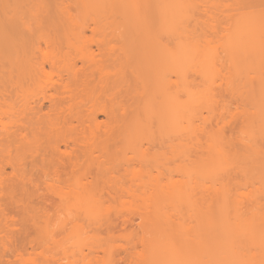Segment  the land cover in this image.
<instances>
[{
  "label": "bare ground",
  "instance_id": "bare-ground-1",
  "mask_svg": "<svg viewBox=\"0 0 264 264\" xmlns=\"http://www.w3.org/2000/svg\"><path fill=\"white\" fill-rule=\"evenodd\" d=\"M1 1L3 2L4 6L6 5L7 8L3 6ZM4 1L5 0H0V3H1L0 13L2 16L4 15L5 17V18L4 17L2 18L3 21L0 20V36H1L0 37V51H1L0 55L7 53L9 51L8 53L12 57L10 60L11 62H9L11 64H9V67H8L6 65L4 66L3 64V61L5 60L6 55L4 54L5 57L4 55H2L3 57L0 56V58H4L3 61L2 59L0 60V80H1L0 81V117L3 115H6L9 109L15 113L18 112V111H15V109L9 108L13 105V103L10 105V102H12L10 100H12V98L14 97L16 98H19L20 96L23 97L24 95L23 93L26 91V88L23 82H25V84H27V82L29 81L35 82L34 86L36 85L37 87H40V89L43 92L44 90L45 92H47L46 90H49L51 88H54L55 90V93L41 94L43 95L42 96L43 100H48L51 103L50 108L46 112L45 116L44 115L42 117L41 115L39 116V114L41 113L45 114V112H43V101L40 102V105H38L37 109H35V106L32 107L31 109L26 106L32 112L31 115L29 114L30 116H27V113H30L29 112L30 110L29 111L26 110L27 108L20 109L18 114H15V116L17 115V117L19 118L21 116V120L25 116H27L28 118L26 117L27 118L26 121L24 120L23 122H20V123L17 122L16 126L18 128L16 129L14 134L12 133L13 135L10 137L11 139H9V141L7 140V143L6 144L4 143V145L11 146L12 143H10V141L13 143L14 142L16 143L15 140H17L18 138H23L26 140L28 139L30 140L32 138L31 140L33 141L31 140L30 141L34 142L35 144L37 143L38 145H39V142L45 141L51 147L50 149H52V152L54 153L61 152V154L69 158L68 161L71 164L72 171L74 172L78 170L79 173L76 172L78 174V177H81L83 184H85L87 187L89 186L88 188L86 187L87 189H89L90 187H91L90 190L93 189L92 191L93 196H94L93 193L96 190H99L98 191L99 194L102 195L103 188L101 189V185H102L101 180H103L105 183L109 184L110 188L111 187L113 188L114 190L113 193H116V195H114L113 197V194L111 193V191L110 190L108 191V194L110 193V196L114 198V199L112 198L113 203L117 202L115 201V199L118 198L117 199L118 202L114 204L117 205L119 203L121 205L119 209L122 208L121 210H123V212L126 210L131 211L132 213L131 212L128 213L130 215L133 213L137 214V211L139 213L137 204H135V200H137L138 198L139 199L144 198L145 194L143 197H141V195H143L141 194L142 192L146 193L147 191H151L152 193L154 192L158 193V196H156V199L154 196L152 197L149 196V199H147L148 196L147 197L145 196V198L142 200V202L143 201L145 202V200L147 199L146 203H143V204H146V207L143 205L146 210L145 211L142 210V212L140 211L142 214L139 213V215L142 216L143 218L142 220H144L142 221L144 224L142 223L141 225L142 227L141 231H144L143 234L145 233L147 234L148 232V234L150 235L148 237L146 235V238H145V235L143 237V234H138V232L136 233V230L134 229L126 233H119L118 235H115L114 230L116 227L118 228V225H117L118 223L115 221V218H114L115 215H113L114 220L111 219L110 211L113 208L114 209L118 208L119 206L117 207L114 205L115 207L112 208L113 204H108L107 207L105 206L106 204H104L105 207L103 206V208L106 209L105 210L106 212L103 209H101V211L102 210L104 211V213L102 211L103 215L97 216L96 214V218L93 216L94 219H92L91 223H93L94 225L93 227L96 226L94 228L96 230L93 233L96 235L93 236L92 234V238H94L95 240L97 239L99 240V241H94L95 245L97 246L94 249L98 251L101 250V252L103 251L104 256L100 257L102 261L107 260L108 262L107 264H114L115 254L117 253V251H119V248H122V247L124 248V245L122 246L121 242H120L121 244H115L118 238H120L121 240H126L129 243H133V242L136 243L137 241V242H141L144 245H146L147 242H150L148 241L149 239L148 240L146 239L150 238V240H153L151 237L154 236L155 233L157 234V231L159 230V228L164 225L162 224L163 222V223H166V227L165 225L163 226L164 228L161 227L162 229L158 231V232H161V235L159 233L157 234V236L155 235L156 236L155 238L157 239H154V240L159 242L160 240L158 241V239L160 238L158 237L160 236H163V239L168 238L164 240V243L166 241L168 242H166L165 244L162 243L161 245L163 244L165 245L163 246V248L164 247L166 248L167 246L169 252L170 253L172 252V254L175 256L178 255V257H182V258L184 256L186 259H179L182 262L180 264H184L183 262H185V264H264V202H262L260 199L261 196H264L263 194L264 193V147L260 145H258L257 147L253 146V147H249L250 149L246 148L244 152L242 151L239 153H237L238 150L233 149V148H232V151L231 149L230 150L228 149V151L226 152L223 150L222 151L219 150L222 146L219 147L218 143L220 145L223 144L219 142V139L220 141H223V139L225 140L227 138V136L225 137V127L224 126H222V128L218 129L215 132H210L209 137L211 139L207 138L211 140L212 142H214L212 144L217 146V148L216 146L213 147L211 142L210 143L208 142L210 145L208 146L209 148L212 147L214 150L217 149L215 151L217 154L213 152V155L212 156L210 155L211 157H209V159L203 158L202 156L198 157L197 155L199 153L198 150L200 147L197 148V147H194L196 145L194 146L192 145V143L195 144V142H200L199 141L200 139H196L195 142H193V139H195L193 138L192 143H190L189 141H187L186 143L185 141L191 136L189 135L187 129H189L190 127L189 124H190V121L192 120L193 114H191L192 116L190 115L191 118H187V116L190 117L189 114L192 113L191 111L196 110V109L192 110V107L194 106L193 108H195V103L197 102V100L194 99V97L196 96L195 94L196 91L188 83L186 84L183 82L182 83H177V82L179 81L178 78H180L181 80H184V82L185 81L189 82L193 80V77L190 76L191 72L192 74H195L193 72L197 71L196 75H198L197 73L201 74L202 72L201 70H196L197 68L195 69L194 68L195 66H192L190 68H192L193 70L195 69L196 71L189 69V66L191 65H189L188 63H190L189 61L193 58V55L195 54V52L192 53L191 51H189L190 53L187 54L188 51L187 52L184 51L183 53L184 49L180 45L182 43L181 38L183 37L184 39V37H186V39L184 40H187L189 38L188 40L190 41L188 43L191 42L189 45L191 44L193 45V47L191 46L193 49L192 51H196L195 49L197 48L200 49L202 44H203L202 46H205V44L201 42V40L204 39V35L206 33L204 32V27H203L205 22L202 16L195 14L196 11L194 12V10L196 9L198 10V8L195 9L197 5L198 7L199 5L200 6L202 5L203 7V8L199 7V10L197 11L199 12V14H201L202 12L204 14L206 12H210L207 10L208 4L206 5L204 3L205 0H17V1L8 0L5 2ZM241 1H245V0H240V1L237 0L238 2L237 4H240ZM193 2H195L197 5L194 3L196 6L192 7V5H194ZM11 4H14L17 7L19 6V8L21 7V10L18 8L19 11L16 9L17 12L15 10L16 12L15 13L14 7L12 8ZM22 4H23V7L24 5L25 6L27 5L26 6L27 11L25 10L26 12H24L23 14L25 16L22 15L23 13V10H22L23 7L21 6ZM210 4L212 7L216 6L215 1L212 3L210 2L209 5ZM231 6L233 7V2L232 4L230 3L226 4L227 8ZM4 8L7 9V12L5 10V13L4 11L2 12ZM160 8H164V10L160 11ZM77 9L82 10L85 13H90L93 17L94 16L97 17L98 19L95 17L94 19H92L94 21V26L90 27V25L88 24H81V23L75 22L74 21V18H75L74 11ZM10 11L14 12L15 14L11 13ZM18 12H20L21 15ZM6 15L7 17L10 16L9 17L10 19L12 18L11 17L12 15L13 16L15 15L14 17L15 19L12 18L13 20L11 19V21H9L10 19L8 18L7 20ZM18 15L23 20L20 19ZM117 16L121 17L122 19L115 20L116 19L115 17ZM175 16L179 17L178 23L175 21V19L177 18V17L174 18ZM208 17H215V15L213 16V14L211 15L210 13ZM24 18L26 20H24ZM108 18L109 19L113 18V20L111 19L108 20ZM4 21L5 22L7 21L6 22L7 24L6 23L4 24L3 23ZM8 22L9 23L11 22L10 23L11 25ZM1 24L3 25L1 26ZM1 27L3 28L1 29ZM5 27L9 29L7 30ZM3 29H5L4 31L6 34L2 33L4 32L2 31ZM87 30H90L93 34L90 37V39L86 38ZM207 35L205 37H207ZM227 36L229 35H226V39L230 40L231 37L229 36L230 38L229 37L227 38ZM79 41L82 42L80 43L81 46L79 45ZM42 42L44 43L45 47H43ZM83 43L96 44L99 48H102V49L107 48L111 50V52L105 53L108 55V57H106L107 55H104V57L109 58L111 60L110 64H112L113 59L115 60V61L113 60V63H115V65L112 66L113 67L112 69L104 68L105 66L103 67L102 65L100 66L96 65L97 67L93 68L94 71L96 70L98 72V75L100 74V78H99L100 80L97 83H92L88 80V79H92L93 75H88L87 69L82 68V71L79 75L74 70L73 65L75 64V60L83 59L86 52L84 53L82 52L81 56L77 57V56H74L73 53H71L72 51L70 52V50L73 48L74 49H79V48L85 49V45L83 46ZM90 45L86 44V46L88 47H90ZM177 46L181 47L180 49L181 51H176V49L178 48ZM65 48L67 50H65ZM113 49H120V50L122 49V51L120 53L116 51L115 53ZM238 49H239L237 52L238 58L236 57L237 58L236 60H238V64L243 65L242 72L243 73L248 72V70L249 71L251 70L250 68L252 65H256L257 67H259L258 70L261 73V71L264 69V68L260 69V65L261 66L264 65V52L259 51L256 55V59L253 61L251 59L250 54L246 51L245 45H242L241 49H240V46H238ZM213 50L214 49L211 48V51L213 52V54H215L216 52ZM211 51L208 52V55L206 54L205 55L208 57L209 54L212 53ZM180 52H182L183 54ZM198 54L200 55V53ZM213 54L211 55L212 57H213ZM232 54L233 53H231L230 55L233 56ZM183 55L185 57L186 55H188L189 58H187V61L190 59L188 62L184 61L187 64L183 63L182 61V59H184L182 58ZM190 56L192 57L190 58ZM209 57H208V60L212 59L211 63H214L213 58L210 57L209 59ZM28 61H29V64L31 63L30 65H28ZM116 61H119V62L121 61V62L120 63L117 62L119 64H116ZM176 61L178 62L182 61L181 63L185 64V65L182 64L183 66H185L184 68L189 70V72L190 71L191 72L190 73L188 71L186 72V70L183 68L181 64L177 62L179 64L177 65ZM46 63L51 66L50 71H46L45 69ZM208 63H210V61ZM251 63H255V64H251ZM25 64H27V66ZM104 65L106 64L104 63ZM237 69H238V66H237ZM64 72H66L69 75V80L72 78V83H71V80L67 81L65 84L61 82ZM185 72L190 77H187ZM236 73L238 74V72ZM54 75H57L59 80H53ZM103 75L104 77L101 78ZM107 75L110 77L109 82L106 77ZM174 75L178 77H176L177 80L174 79L173 81V77L171 76H174ZM251 76L249 75L250 78ZM3 79H4L5 84L4 82H2ZM5 79L7 80L9 79L11 81L15 80V83L11 81L9 82L8 80L9 83H14V86H12V89L8 88V87H11V85H8L7 84L8 82L6 83ZM28 79L29 81H25ZM261 81H262V78H261ZM248 83H252V82H248ZM227 84L228 85L226 86L225 91H222L223 93L220 94L221 95L220 97L221 98L223 97L222 100L224 103V107H223L224 112L225 111L230 112L229 106L231 103L230 100L226 101L224 97V94H226V92H230L232 90L230 88L231 83H229L228 81ZM209 86L207 90L212 89V87H209ZM261 87L264 88V85L261 84ZM258 88H260V86ZM96 89H97V93L94 94ZM108 90L110 91L109 94L107 92ZM207 90H205V92ZM247 90L249 91L250 89H247ZM247 90L246 91L244 90L245 91L244 93L245 95L243 98L244 103H245V100L247 102H249L250 100V95H249L250 93ZM21 91L22 92L24 91V92L22 93ZM181 91L182 93L185 91L186 96H188L187 93L189 94V98H187L189 100H184L183 102L181 98H178L179 95H181ZM260 95L261 94L259 93V96ZM204 100H206V97L204 98ZM185 101L187 102L185 103ZM188 101L189 103L190 102L193 103L192 107H190L192 103L189 104ZM89 103L90 105L88 106ZM210 103L213 104L211 105L213 108L214 103L218 104L219 101L210 102ZM257 103H258V100H257ZM185 104L187 106L189 104L190 106L186 107ZM261 104H263L264 106V103H261ZM211 106H210V109H211ZM189 107L191 109H189ZM181 110H184V112L188 110V113L190 112L189 114L185 113L186 114L185 116V114H183L184 112L182 111L183 112L182 115L186 117L188 120H190V121L188 120L186 121L189 126L187 125L183 126L181 124L182 120L184 121L186 119V118L184 119V117L181 114H179L181 112H178V111H181ZM213 111L215 112V110ZM250 111L252 113L251 109L249 108L247 109L245 107L244 108L242 107L241 110L238 109L237 111V113L242 114L241 117H243V115L245 114L241 121L243 123L242 128L240 126L241 128L240 132L242 133H244V131H246L245 129L249 128L252 123V121L248 118V115H249L248 113H250ZM100 113L106 115V117L108 116L107 119L109 121L108 120H105V122L98 121L97 116ZM34 114L36 115L38 114L35 120L33 119L36 116V115L33 116ZM177 114L180 116V118L182 116L183 119L178 120L179 116ZM241 114H238V115L240 116ZM10 115L13 116L11 113ZM232 116L236 118L235 115H232ZM258 117H257L258 121L262 119L263 121L261 124H264V117L263 118L261 116H258ZM211 119H212V116L209 117L207 121ZM73 120H76L78 123L76 125L75 124L73 125ZM176 120H178L177 123H176ZM249 120L251 123H249ZM227 122L226 124L229 123ZM177 125L180 128H178ZM253 125L251 126L253 127ZM181 126L187 129L183 130L184 128L182 127L181 131L183 132H180L179 129H181ZM86 127H88V130L90 133L88 131H85ZM154 127L157 129L156 132L153 130ZM174 127L175 129L179 130L178 134H174V135L171 134L172 132L177 133L176 131H178V130L174 131L175 130ZM258 128L261 129L259 125H258ZM119 129L121 131L123 129L125 130L128 129V132L121 133ZM169 129H171V133L170 132L167 133L166 130L170 131ZM27 130L29 131L27 132ZM101 130H102V133H101ZM116 133L118 136L116 135ZM167 134H169V136ZM190 134H192V136L194 135V133H190ZM204 134L205 133H203V136ZM206 134L209 135V132H207ZM250 134L251 136L253 135L255 136V134L253 133H250ZM176 135L179 136V139L185 136V139L182 140L181 138L182 141L178 140L180 142L179 145H178V142L173 143L174 141L173 136L176 137ZM30 136L31 138H29ZM121 136L122 138L125 137L127 141L122 143L121 141H124V139H122ZM115 139L121 140L119 141L121 145L119 144V142L118 144L116 142H113L112 144L111 143L112 140L116 141ZM167 139L169 141H167ZM231 139L226 140V144L232 145L233 140ZM229 140H231L232 143L231 141L229 142ZM1 141L2 140L0 138V144H1L0 155H3L1 153L2 152L4 153L5 151L3 150H5L6 148L5 149L2 148L3 142L1 143ZM144 141L148 143V146L146 147L143 146L145 143ZM239 141L244 145L246 144L245 142L246 140L243 141V139L242 140L240 139ZM46 143L45 145H47ZM70 143H72L76 147L79 145L81 146L83 145L84 148L80 147L79 149L81 150H79V152L74 150L75 147H73L72 151L71 150L70 151L61 150L60 148L61 144H64L66 147H68ZM110 145L112 147H110ZM234 145L236 144H233V146ZM246 145L249 146L250 144L248 145L247 143ZM41 146L43 147V145ZM18 147L20 146H17V148ZM10 148H13V147H9L7 149H10ZM212 148H210V150L214 151L212 150ZM96 150H98L97 151L98 154H96ZM130 151L132 152V155L128 154V152ZM219 152L220 154H218ZM46 153H48V151ZM194 154H196L198 158L194 159L193 158ZM232 155H234V157ZM237 155H239L237 159L239 161L237 164V167H240V171L243 173V175H246V173L247 174L250 173L251 175H254V179L257 178V181L260 183L257 189L254 188L251 191L253 192L255 190L260 196H258L257 198H254V199H257L256 204L257 203L258 204L257 205L255 204L256 207L253 206L254 207V209L252 208L253 210L251 209L248 211L249 214L244 211L242 212V210L240 211V209L237 208L238 206L235 207V204H233L232 206V203L234 202L230 203L229 201L230 198L228 197V194H230L229 192L233 190L232 187L234 186L238 187L237 183L233 185L229 184V186L223 184V186H221L218 190H216V192L220 193V195H211V196L210 194L209 196L198 195L199 197L198 196L195 197L194 195L193 197H191V195H193V191L196 189L195 186H198L199 182H197V180L196 182H192L194 181L192 180L194 178H190V176H192L195 172L199 173L200 172L199 169L204 168V164H205V167H206L205 169H207V167L209 166L208 169L209 168L210 169L208 171H210L211 173L210 172L209 173L212 174V176L214 177V175H216L219 172L216 170V168H218V170L223 169L221 168V166L223 165L222 164L223 160L227 162V164H224V165H227L226 166L227 168L229 166L228 160H232L236 158ZM43 156H44V153L42 154V158L44 160L46 157H43ZM50 159L52 160V157ZM176 159L178 160L181 159V162H179V164L177 163L178 165H175ZM46 162L43 161V163L45 164ZM49 162L51 163L50 160ZM171 162L172 164L175 163L174 164L175 166H171L172 165L170 164ZM135 163H138L140 165L139 168L134 166ZM121 167H123V170ZM57 169L54 170L55 171L54 176L60 181L62 174H64V172L66 171L62 170L63 172H61L60 170H57ZM155 169L157 170L156 174L153 172V170ZM221 171L223 172V170ZM230 171L231 170H229V168H228V173L227 171H224L225 173L228 174V175L226 174L227 177H230V174H231L229 173ZM176 172H180L182 174L184 173L183 175L185 176L187 175V177L189 178L186 177L187 179H174V174H176ZM66 173L69 174L68 172ZM222 174L224 175V173ZM74 175H75V172H74ZM124 176L128 178V180H131V183L129 184L124 183L127 180ZM216 176H219V174ZM83 177L86 179H88V177L90 178L92 177V178L88 179L84 183L85 179ZM106 178L108 182H106L105 180ZM196 178H198L197 175H196ZM1 180H0V189H2ZM229 182L230 181H228V183ZM244 183H248V182L246 181ZM244 183H242L243 184L242 185L238 182L239 187H243ZM132 184L134 187H137V188L135 189L134 187L131 188L130 186ZM201 185L199 187H201ZM52 186L53 187L55 186L54 183L53 185L51 184V188ZM56 186H58V184ZM126 186H129V188ZM97 187L99 189H97ZM229 187H231L232 190L231 189L228 190ZM59 190H61V188ZM55 191H57L56 188H55ZM100 191L102 193H100ZM138 191L141 193L139 194ZM136 192L139 195H135ZM174 192L175 194L178 193L177 195L181 194L182 199L184 198L188 199V202H185L183 204L184 206L179 207L180 209L177 208L178 206H176L177 217L174 216L178 218L176 220V224L171 219L172 212H173V215H176V214H174L175 213L174 210L170 211L171 213L169 212V214H167L168 213L167 210L169 209L165 210L167 213L166 212L163 213L164 211L162 213L161 212L159 213V216H161V218L159 217L160 219L157 218L158 219L157 220L155 218V221L154 219L152 221V218L157 216V212L152 211L149 208H147V205L151 204L152 199L151 201H148V200L154 197V199L160 203L161 200L163 199L168 200V198L171 197L170 193H174ZM186 192L187 194H190L188 192H192V193L191 195L184 196L183 194H185ZM126 193L127 195H132L131 196L132 198L130 197L131 199H129L130 201L129 200L126 201V199L123 200L122 198V196ZM260 193H262L263 195ZM0 194L3 196L2 190H0ZM175 194H173V196ZM127 195L126 197H128ZM150 195H155V194H150ZM133 198L134 200H132ZM177 198L178 196L176 197L175 200H177ZM170 200L172 199L170 198ZM106 201H109V200L106 199ZM103 202H105V200ZM178 202L180 203V201ZM239 202L241 203L239 207L242 208V201H239ZM1 204L3 205V203ZM160 204L162 205V203ZM22 205H23V210L24 211L26 210L25 212H27L28 210L26 208H29V204L27 205V203H23L22 201ZM182 207L183 209L185 208L186 210L185 209L182 210ZM176 208H174L175 211H176ZM133 210L134 211L137 210V211L133 212ZM117 211L115 210L116 213ZM173 219L175 221V218ZM12 220H14V218ZM190 220L192 221L194 220L195 224H193ZM156 221L160 222L159 227H157V225L159 224L158 222L156 223ZM167 222L168 223L171 222L172 224L169 223L170 224L169 225ZM173 224H175L177 228H174L175 226ZM149 225L151 226L149 227ZM154 225H156L157 227L156 230L151 229V227ZM104 226H105L107 236L106 235L102 236L103 235L102 229ZM167 226H168V229H167ZM148 229L151 230L152 232L149 233V231H147ZM118 230H121V229L118 228ZM140 235L141 237H139ZM95 236H97V238H95ZM134 238L137 240H135ZM111 239L113 242L114 240L116 241L112 243V241H110ZM156 241H153V243H156ZM98 242L100 244H98ZM104 242L106 243L103 244ZM148 244H151V243H148ZM155 246L156 244L154 245V247ZM152 248L150 247L149 249L152 250ZM144 249L143 251H145ZM164 252L167 253L166 250H164ZM150 255L151 254L149 253V256ZM143 256H141L143 260H145L146 257H148L147 255L145 258ZM134 257L133 258L131 257L132 259L129 258L131 264H140L139 262L140 258L134 259ZM100 258L98 256V258H96L97 259L96 261H99Z\"/></svg>",
  "mask_w": 264,
  "mask_h": 264
},
{
  "label": "rangeland",
  "instance_id": "rangeland-1",
  "mask_svg": "<svg viewBox=\"0 0 264 264\" xmlns=\"http://www.w3.org/2000/svg\"><path fill=\"white\" fill-rule=\"evenodd\" d=\"M5 1H8V0H5ZM15 1H17V0H15ZM214 1L216 3V6L212 7L211 4L209 5L210 2L212 3ZM238 1H240V0H238ZM232 2H233V7L231 6V7L227 8L228 6L226 7V4H229V3L232 4ZM1 3L3 4L2 1H1ZM28 3H26V4H28ZM194 3L195 2H193V4ZM204 3L206 5L208 4L207 5V10L210 11V12H206L205 14L202 12L201 14H199V12H197V11L199 10V7L200 8L202 7V5L201 6L199 5V7H198V5L196 3L195 4L197 6L194 4V5H192V7L196 6L195 9L198 8V10L196 9V10H194V12L196 11L195 14L202 16L203 19H204V22H205L203 27H204V32H206V33L204 35V39H202L203 41L201 40V42L204 43L205 46H202L203 45L202 44L200 49H198V48L195 49L194 48L197 52L196 51H192L193 50L192 49L193 45L192 44L189 45L191 43V42L188 43L190 41V40H188L189 38L187 39L188 41L184 40V39H186V37H184V39H183V37L181 38L182 43L180 45L184 49V50L182 49L183 53H184V51L185 52L188 51L187 54L190 53L189 51H191L192 53L195 52V54H194L195 56L192 54L193 58L191 60L189 59L190 61L188 60L190 62L188 64L191 65V66H189V69H192L190 67L195 66L194 68L195 69L197 68L196 70H201L202 73L201 74L197 73L198 75H196L197 71L195 69L194 70L192 69L193 71H196V72H193L195 74H192L191 71H190L191 72L190 73L189 70L184 68L185 66H183V65L187 64L185 62H188L187 61V58H189L188 55H186V57L184 55H183L184 57L182 56V58H184V59H182V61L185 64L181 63L182 61L181 62L176 61V63L178 62L181 65L183 64L182 66L186 70V72L188 71L191 74L190 76L193 77V80H191L189 82H186V81L184 82V80H181L180 78H178L179 81H181V82L178 81L177 83H182V82L186 83V84L188 83V84H190V86L193 89H195L196 96L194 97V99L197 100L196 103L194 102L195 103V108H193L194 106H193L192 102H190V103H192V105L191 106L189 105L190 104L189 101H188V103H189L188 106H190V107L193 106L192 110L193 109H196V110L191 111L192 113L189 112L190 114L188 113V110H186L187 112L186 111L184 112V110L178 111V112H181V113H179L181 115H182L183 112H184L183 114L188 113L189 116L191 114H193V116L191 115L192 116V120L191 121L187 119V118H191V116L190 117L187 116V118H186V117H184L182 115L184 117V119L186 118L183 121L182 120L183 117L181 116V118H180V116L178 114L177 115L179 116L178 120L179 119L182 120V123L181 122L180 123L183 126L184 125H187V126L190 125L189 129H187V128L186 129H187L189 135H191V136H190V138L186 137V138H188V139L185 140L186 143H187V141L192 143V139L193 138H195V139H193V142H195L196 139H200L199 140L200 142H195V144L192 143V145L193 146L196 145L194 147H197V148L200 147L201 148V150H200V148L198 150V152H199L198 155H197L198 157L202 156L203 158H206V159L208 158L209 159V157H211L213 155V152L216 153L215 151L217 149L214 150L212 147H210V148H212V150H214V151H211L210 148L208 147V146H210L209 145L210 142H211V144L214 143V142L209 140V139H211L209 137L210 133H209V135L206 134L207 132H204V128H206L207 130H210L211 128H214V129L216 128V130L218 129L217 128L218 127V125H217L218 122L216 121V119H213L210 123L207 122V119L209 117H211V116L213 117L214 114L218 116L219 113L221 112V110L223 111V109H221L222 108V99H223V97L221 98L220 94L223 93L222 91H225V88L228 85L227 84L228 81H229V83H231L230 88L232 90L230 92H226V94H224V97H225L226 101H228V100L231 101L230 106H229L230 109L228 108L230 110V112H226V111L224 112L223 111L224 112L223 120H225V121L226 120H230V121H228L229 123L227 122L228 124L225 123L227 125V126L225 125V137L227 136V138L225 140L223 139V141H220V139L218 138L219 142L223 143L222 145H220L218 143L219 147L222 146L220 149L219 148L218 149L221 150V151L223 150V151L226 152V151H228V149L229 150L231 149V151H232V148H233V149L238 150L237 153H239V152H242V151L244 152L246 148L250 149L249 147H253V146L257 147L258 145H260V146L264 147V138H263V136H264V129H263L264 128V124H261L262 121H263L262 119L260 121H258V119H259L258 116H261L262 118L264 117V106H263V104H261V103H264V88L261 87V84L264 85V69H263L264 65H262V66L260 65V69H263L261 71V73L258 70L259 67H257L256 65H252V66L250 65L251 66V68H250L251 70L250 71L248 70V72H244L243 73L242 72L243 65L238 64V60H236L238 58V54H237V52L239 50L238 46H240V49H241L242 45H245L246 51L250 54L251 59L253 61L256 59V55H257V53L259 51H263L264 52V0H245V1H241L240 4H237L238 3L237 0H205ZM223 4H225V5H223ZM11 5H12V8L14 7V12H15L16 9L18 10L19 6L17 7L14 4H11ZM3 6H4V4H3ZM21 6L23 7V4ZM26 6L24 5V7L22 9L23 10L22 15L24 14V12L27 11L26 10L27 9ZM4 7H6V5ZM1 8H2V6H1ZM6 8H4V10L1 9L2 12L4 11V13H5V10L7 12ZM28 8H29V6H28ZM191 8H189V9H191ZM19 9L21 10V7ZM17 10H16V12H17ZM163 10H164V8H160V11H163ZM8 11H9V9H8ZM10 12L14 13L12 11H10ZM20 12H18V13H20ZM194 12H193V14H194ZM4 13H2V14H4ZM208 13L209 14L211 13V15L213 14V16L215 15V17H208L209 16ZM214 13H216V14H214ZM7 15H6V17H7ZM20 15H21V13H20ZM74 15H75L74 16L75 17L74 18L75 22L81 23V24H88V25H90V27L94 26V21L92 19H94L95 16L93 17L90 13H85L82 10L77 9V10L74 11ZM23 16H25V15H23ZM3 17H4V15L2 16L1 13H0V20H2ZM9 17H7L6 19L8 20ZM11 17L13 19H15L14 18L15 15L14 16L12 15ZM176 17L177 16H175L174 18H176ZM29 18H30V16H29ZM95 18H97V17H95ZM115 18H116L115 20H121L122 19L119 16H117ZM11 19L9 21H11ZM20 19H22V18L20 17ZM110 19L113 20V18H110ZM110 19L108 18V20H110ZM24 20H26V19L24 18ZM175 21L178 23L179 22V17H177L175 19ZM6 22L4 21L3 23L5 24ZM215 22H216V24H215ZM9 24H8V26H9ZM2 25L3 24H1V26ZM207 25H209V26H207ZM212 26L215 27V28H213ZM2 28L3 27H1V29ZM4 30L5 29H3L2 31H4ZM2 33L6 34L5 31L2 32ZM92 35L93 34H92V32L90 30L86 31V38L90 39V37ZM206 35L209 38L205 37ZM226 35H229L231 37V39L227 40L226 39ZM229 36H227V38ZM204 41H206V42H204ZM218 41H220V42H218ZM115 42H113V43H115ZM214 42H215V44H214ZM80 43H82V42L79 41V45L81 46ZM86 44L90 45L91 43L90 44L86 43ZM86 44L83 43V46L85 45V49H83V48L82 49L81 48H79V49H74L73 48L71 50L69 49L70 52L72 51L71 53H73V55L77 56V57L81 56L82 52L83 53L86 52V54L84 55L83 59H76L75 60V64L73 65V67H74V70L78 73V75L81 73L82 68L87 69L88 70V75H93L92 79H88V80L90 82H92V83H97L100 80L99 79L100 78V74L98 75V72L96 70L94 71L93 68L97 67L96 65H98V66L102 65L103 67L105 66L104 68L112 69L113 68L112 66L115 65V63H113L114 59L112 60V64H110L111 60L109 58H106V57H108V55L105 54V53H109V52H111V50H109L107 48L106 49L105 48H103V49L99 48L96 44H91L90 47H88V46H86ZM217 44H218V46H217ZM42 45H43V47H45L44 43ZM86 47H88V48H86ZM178 48H179V50H178ZM178 48L176 49V51H181L180 50L181 47H178ZM211 48L214 49L213 51L216 52L215 54H213V52L211 51ZM65 50H67V49L65 48ZM113 50L115 51V53H116V51H118V53H120L122 51V49L121 50L120 49H113ZM210 51L212 53H210L209 56L211 58H213V62L214 63H211L212 59H210V57L208 56L209 59H210V60H208V57L206 56V55H208V52H210ZM8 52L4 53L6 55V57H5L4 54H2V55H4L5 60L3 61L4 58H0V60L2 59L4 66L6 65V66L9 67V64H11L9 62H11L10 60H11L12 56H10V54ZM180 53H182V52H180ZM198 53H200V55ZM229 53L230 54L233 53L232 54L233 56H231ZM212 54H213V57L211 56ZM2 55H0V56H2ZM104 55H107V56L104 57ZM109 57H110V55H109ZM191 57L192 56H190V58ZM229 57H230V59H229ZM185 58H186V60H185ZM209 61H210L211 65H210V63H208ZM4 62H6V63H4ZM117 62H119V61H116V64H119L121 61L119 63H117ZM104 63L106 65H104ZM178 63H177V65H179ZM30 64H29V61H28V65H30ZM207 64H208L209 67L207 66ZM251 64H255V63H251ZM25 65L27 66V64H25ZM205 66L208 67V68H206ZM237 66H238V69H237ZM235 67H236V69H235ZM247 67H248V65H247ZM45 69H46V71H50L51 70V66L46 63L45 64ZM240 70H241V72H240ZM212 71H214V72H212ZM236 72H238V74ZM248 73H249L250 76L252 75L251 78L249 77ZM186 75H187V73H186ZM241 75H243V76H241ZM246 75H247V77H246ZM190 76L187 75V77H190ZM103 77H104V75L101 78H103ZM106 77H107V80L109 82L110 81V77L108 75ZM171 77H173V81H174V79H176V77H178V76L174 75V76H171ZM70 78H71V76H70ZM245 78H247V79H245ZM261 78H262V81H261ZM5 80H6V83H7L9 79L8 80L5 79ZM23 80H24V78H23ZM53 80H59L58 76L54 75L53 76ZM70 80H71V83H72V78ZM70 80H69V75L66 72H64L63 78L61 79V82L63 84H65L67 81H70ZM10 81L11 80H9V82ZM25 81H29V79L25 80ZM2 82H4V79L2 80ZM9 82L7 84L11 85V87H8V88L12 89V86H14L15 80L11 81V82H14V83H9ZM248 82H252V83H248ZM23 83H24L25 88H26V91L25 90H24L25 92L23 91L24 93L21 91L24 94L23 97L20 96L19 98H16V97L12 98V100H10V101H12V102H10V105L13 103V105L15 107L13 105H12L13 107L12 106L11 107L8 106V107L12 108V109H15V111H18V112H19L20 109H23V108L25 109L27 107L31 109L32 107L35 106V109H37L38 105H40V102L43 101V112H45V114L41 113V114H39V116L40 115H41V117L43 115L45 116L46 112L50 108L51 103L48 100H43V97H42L43 95H41V94L55 93L54 88L46 90L47 92H45V90H44V92H43L40 89V87H37L36 85L34 86L35 82L29 81V82H27V84H25V82H23ZM44 83H45V81H44ZM4 84H5V82H4ZM174 84H175V82H174ZM208 86L212 87V89L211 90L210 89L207 90ZM259 86H260V88H258ZM242 89H243V91H242ZM247 89H250V90L248 91ZM205 90H207L208 92L207 91L205 92ZM244 90L245 91L247 90L250 93L249 94L250 95V100H249V102H247L245 100V103H244V99H243L244 95H245L244 94L245 93ZM107 92H108V94L110 93L109 90ZM95 93H97V89L94 92V94ZM211 93H212V95H211ZM259 93L261 94L260 95L261 97L259 96ZM32 94H33V96H32ZM19 95H21V94H19ZM187 95L188 96H186L185 91L183 93L181 91V95H179L178 98H181V100L184 102V100H189V99H187V98H189V94L187 93ZM205 97H206V100H204ZM218 98H220V99H218ZM257 98H259V99H257ZM257 100H258V103H257ZM190 101H192V100H190ZM215 101L216 102L220 101L221 103L220 102H219V104H215L214 103V107H213L214 109H213L212 106H211L213 104H211L210 102H215ZM183 102H181V103H183ZM186 102L187 101H185V103ZM208 103H210V104H208ZM23 104H25V105H23ZM89 105H90V103L88 104V106ZM217 105H218V107H217ZM188 106L186 105V107H188ZM210 106H211V109H210ZM190 107H189V109H191ZM215 107L218 108V109H216ZM223 107H224V103H223ZM242 107L243 108L245 107L247 109L249 108V109L252 110V113H251V111H250V113H248L250 115V116L248 115V118L252 121V123H251L250 120H249V123H251V125L254 124L253 127L250 125L251 128L248 126L249 128L245 129L246 131H244V133H242L240 131H241V128L243 126V123L241 121H242V118L244 117L245 114L243 115V117H241L242 114L241 113H237L238 109L241 110ZM28 108L26 110L29 111L30 109H28ZM16 109H18V110H16ZM213 110H215V112ZM255 110H256V112H255ZM9 111H10V113L13 116L10 115ZM9 111H8V113L6 115H3V116L0 117V138L2 140L1 143L3 142V145H4V143L5 144L7 143V140L9 141V139H11L10 137L14 134V132L18 128L16 126L17 122L20 123V122H23L24 120L26 121L27 118H28L27 116H30L31 113H32L31 110L29 111L30 113H27L25 111L27 113V116L23 117V119L21 120V116H20V118L17 117V115L15 116V114H18V112L15 113V112H13L10 109H9ZM193 112H195V113H193ZM26 113H25V115H26ZM238 114H241V115L239 116ZM35 115L36 114H34L33 116H35ZM37 115L33 118L34 120L37 118ZM232 115H235L237 120ZM185 116H186V114H185ZM257 117H258V119H257ZM107 118H108V116L106 117V115H104L102 113L98 114V116H97V120L100 121V122L101 121L105 122V120H108ZM178 120H176V123H177ZM187 120L190 121L189 125L186 122ZM77 123L78 122L76 120H73V125L74 124L76 125ZM154 123H156V122H154ZM258 125H259V127H261V129L258 128ZM183 126H181V129H179L180 132H183V131H181ZM197 126H199V127H197ZM240 126H241V128H240ZM178 128H180V127L178 126ZM183 128H184L183 130H186L185 127H183ZM85 129H86L85 131L89 132L88 127H86ZM174 129H175V127H174ZM153 130L155 132L157 131V129L155 127L153 128ZM169 130L170 131L166 130L167 133L168 132L171 133V129H169ZM176 130H178V129H175L174 131H176ZM179 130L176 131L177 133H175V132L173 133L172 132L171 134H173V135L174 134H178ZM207 130H205V131H207ZM216 130H211L210 132H214ZM28 131L29 130H27V132ZM103 132H104V130H103ZM117 132H118V130H117ZM122 132H124V133L128 132V129H126V130L123 129L121 131V133ZM144 132H145V130H144ZM197 132H199V133H197ZM101 133H102V130H101ZM188 133H186V134H188ZM190 133H194V135L192 136V134H190ZM203 133H205L204 136H203ZM250 133L255 134V136L254 135L251 136ZM118 134H119V132H118ZM169 134H167V135L169 136ZM116 135H117V133H116ZM123 135H125V134H123ZM184 135H185V133H184ZM119 136H120V134H119ZM122 136H121V138H122ZM7 137H8V139H7ZM183 137H181L182 140L185 139V136H183ZM215 137H216V135H215ZM29 138H31V136ZM181 138L179 139L178 135H176V137L173 136V140H174L173 143L178 142V145H179L180 142L178 140H181ZM207 138H209V139H207ZM13 139H15V138H13ZM122 139H124V141L115 139L116 141L112 140L111 143L113 144V142H116L118 144L119 141H121L122 143L127 141L125 139V137H123ZM228 139L233 140V143H232L231 140H229V142L231 141L232 145L226 144V140H228ZM240 139L241 140L243 139V141L246 140L245 141L246 144L248 143V145L249 144L250 145L247 146L246 144L245 145L242 144L239 141ZM30 140L29 139L26 140V139H23V138H18L17 140H15L16 143L15 142L13 143V142L10 141V143H12L11 146H7V145L3 146L2 145V148L3 149L6 148V149L3 150V151H5L4 153L3 152L1 153L3 155H0V180L2 179L1 180L2 181V184H1L2 189H0V190H2V194H3V196L0 194V205H1V207H0V264H101V263L102 264H107L108 262H107V260H105L106 258L104 259L105 261H102V259L100 258L101 256H104L103 251L101 252V250L98 251V250L94 249V248L97 247L95 245L94 241H99V240L98 239L95 240L94 238H92V234L96 230V229H94L96 226L93 227L94 225H93V223H91L92 219H94V217L96 218V214H97V216L103 215L102 211L106 210V209L103 208L104 204H106L105 205L106 207H107L108 204H113L112 208L115 207V206H117V207L119 206L118 208H115V209L113 208L114 210L112 209L110 211L111 219L114 220L113 219V215H115V217H114L115 221L118 223L117 224L118 228L121 229V230H118V228L116 227L115 230H114L115 235H118L119 233H126V232H129V231L133 230V229L136 230V233L138 232V234H143L144 231H141L142 230L141 229L142 228L141 225L143 223L142 221H144V220H142L143 218H142V216L139 215V213H141L142 210H144V211L146 210L144 208V206L146 207V204H143V203H146V200L149 199V196L150 197L154 196L155 199H156V196H158V193H155V192L152 193L151 191H147L148 193L147 192L146 193L145 192L141 193V192L138 191L139 194L140 193L143 194V195H141V197H143L144 194H145V196L146 197L148 196V198L145 200V202L144 201L142 202V200L145 198V196H144L143 199H141V198L137 199L136 198L137 200H135V204H137L139 213H138L137 210H135V211H137V214L133 213V214L130 215L128 213H130L131 211H127L126 210L127 212L126 211L123 212V210H121L122 208L119 209L121 207V205L119 203L117 205H115L118 202V200H117L118 198L115 199V201H117V202H114L115 204L113 203V199H114L113 197H114V195H116V193H113L114 190H113L112 187L110 188L108 183H105L103 180H101V182H102L101 189L103 188V190H102L103 193L100 191V193H102V195H100L99 192H98L99 190H96L97 192L95 191L93 193L94 194V196H93L92 195L93 189L90 190L91 187L89 189H87L89 186L87 187L85 184H83L81 177H78V174L76 173V172H78V170L74 171L75 172V175H74V172L72 171V168H71V164L68 161L69 158L67 156H64L63 154H61V152H59L60 154L58 152H57L58 154L56 152L55 153L52 152V149H50L51 147L45 141L39 142V145H38L37 143L35 144L34 142H31L33 140H31V141ZM82 140H84V139H82ZM165 140H166V138H165ZM167 141H169V140L167 139ZM185 141H183V142H185ZM144 142H143L144 143L143 146H145V147L148 146V143H146V141H144ZM45 143L48 146L45 145ZM109 143H108V145H109ZM166 143H168V142H166ZM119 144H120V142H119ZM233 144H236V146L235 145L233 146ZM41 145H43L44 148ZM111 145H110V147H112ZM114 145H116V144H114ZM212 145H213V147L216 146L214 144H212ZM225 145H226V147H225ZM0 146H1V144H0ZM17 146H20V147L17 148ZM9 147H13L14 150H13V148H10L11 150L7 149ZM40 147H42V148H40ZM73 147H75L74 150L77 151V152H79V150H81V149H79L80 147L84 148L83 145L82 146L79 145V146L76 147L72 143H70V145L68 147H66L64 144L60 145L61 150H69V151L71 150L72 151ZM216 148H217V146H216ZM46 150L48 151V153L50 155L48 153H46L47 152ZM205 150L207 151V153H206ZM36 151H38V152H36ZM39 151H40V153H39ZM97 151L98 150H96V154H98ZM208 151L210 153H212V154H210ZM35 152L38 153V154H36ZM130 152H128V154L132 155V152L131 153ZM43 153H44L43 157H46L45 158L46 160L45 159L43 160V158H42V154ZM45 153H46V155H45ZM218 154H220V152ZM50 156L52 157V160L50 159L51 158ZM193 156L192 157L194 159L198 158L196 156V154H194ZM220 156H222V155H220ZM232 156L234 157V155H232ZM238 156L239 155H237V157L232 159V160H228L229 166L227 168H226L227 165H224V164H227V162H225V160L222 161L223 162L222 164L224 165V167L222 165L221 168H223V169H221V170H223V172L220 169L218 170V168H216V170L219 171L218 173L216 171V173H217L216 175L219 174V176L214 175V177H213L212 174H210L211 172L208 171L210 169V168L208 169L209 166L207 167V169H205L206 168L205 164H204V168L199 169L202 174L199 172V170H198L199 173L195 172L196 174L193 171L194 174L192 173L193 175L190 176V178H194V179H192L194 181H192V180L191 181L192 182H196V180H197V182H199V185L195 186L196 189L194 191H196V192H194L192 190L193 191V195H191L192 192H188L190 194H187V192H186L183 195L184 196L191 195V197H193L194 195H195V197L198 196V195L209 196V194H210V196L211 195H220V193H217L216 190H218L221 186H223V184L229 186V184L233 185V184L237 183L238 187H235V186L232 187L231 186L233 190L231 189V187L228 188V190L229 189L232 190L231 191L232 194L229 191L228 192L230 194H228V192H227L228 197L230 198L229 201H230V203L234 202V203H232V206H233V204H235V207L238 206L237 208H239L240 211L242 210V212L244 211V212H247L249 214L248 211L251 210L252 208L254 209L253 206L256 207V205L258 204V203L256 204L257 199H254V198H257L258 196H260L255 190L253 192H251V191L254 188L257 189V187H259L258 185L260 183L257 181V178L254 179V175H251L250 173L249 174L246 173V175H243V173L240 171V167H237V164L239 162L237 160ZM40 157H41V159H40ZM49 160L51 161V163L49 162ZM177 160L178 159H176V161H175L176 164L174 163L175 165H178L179 162H181V159H179L178 161ZM43 161L44 162L47 161L46 164L43 163ZM12 162H13V164H12ZM235 163H236V165H235ZM136 164H138V163H135L134 166L139 168L140 165L139 164L136 165ZM170 164H172V162ZM174 164H172L171 166H175ZM35 165H36V167H35ZM121 168L123 170V167H121ZM219 168H220V166H219ZM228 168H229V170H231L229 172V173H231L230 177H227ZM241 168H242V166H241ZM56 169L60 170L61 172H63L65 170L69 174H67L66 172H64V174L61 173L62 177H61V179L59 181L54 176L55 175V173H54L55 171L54 170H56ZM233 170L235 171V173H234ZM156 171H157L156 169L153 170V172L155 174L157 173ZM224 171H227V173H225ZM222 173H224V175ZM183 174L180 173V172H176V174H174V179H187V178H189V177H187V175L185 176ZM196 175H197L198 178H196ZM215 176H216V178H215ZM91 178L88 177V179H91ZM209 178L211 179V181H210ZM234 178H236L237 180H234ZM84 179L83 180H84V183H85V181H87L88 179H86V178H84ZM126 179L127 180L124 183H127V184L131 183V180H128V178H126ZM105 180H106V182H108L107 178ZM128 181H130V182H128ZM228 181H230V182L228 183ZM246 181L248 183H244ZM238 182L240 184L244 183V186L243 187H239ZM53 183H54L55 186L54 187L52 186V188H51V184L53 185ZM55 183H57L58 186H56L57 184H55ZM200 183L203 184V185H201ZM209 183H210L211 186L209 185ZM127 184H125V185H127ZM200 185H201V187H199ZM215 185H217L218 187L215 186ZM83 186H85V187H83ZM126 187L129 188V186H126ZM130 187L131 188L134 187L133 184ZM202 187H204V188H202ZM215 187H216V189H215ZM55 188L57 189V191H55ZM60 188H61V190H59ZM135 188H137V187H134V189ZM238 188H240V189H238ZM97 189H99V188L97 187ZM109 190L113 194V197L110 196V193L108 194ZM213 190H214V192H213ZM236 191H237V193H236ZM149 192H151V193H149ZM239 192H240V194H239ZM136 193H135V195H139L138 193L137 194ZM146 194H148V195H146ZM150 194H155V195H150ZM173 194H175V192L174 193H170L171 197L168 195L172 200H170V198H168V200L167 199L161 200L160 203H162V205L159 202H157V200H155L154 197L150 198V200H148V201H151V199H152L151 204L147 205V208H149L152 211L157 212V216L152 218V221H153V219L155 221V218L156 219L157 218L160 219L161 216H159V213L160 212L162 213L163 211H164L163 213H165L166 212L165 210L169 209V210H167L168 213L167 212L166 213L169 214L170 211L174 210V212H175L174 214H176V215H173V212H172V214H171L172 218L171 219L176 224V220L178 219V218H176L177 217V213H176L177 212V208H179L180 206H184L183 204L185 202H188V199L187 198L185 199L184 196H183L184 199H182V195L181 194L177 195L178 193H176L174 196H173ZM260 194H262V193H260ZM126 195H127V193L122 196L123 200L126 199V201H128L129 199L132 198L131 197L132 195H127L128 197H126ZM161 195H163V194H161ZM180 195H181V197H180ZM177 196H178V198H177V200H175ZM237 196L238 197L240 196V197L238 198ZM106 199L109 200V201H106ZM260 199H261L262 202H264V196H261ZM99 200L100 201L101 200H103V201L105 200V202L101 201V203H100ZM132 200H134V198ZM22 201H23V203H27V205L29 204V208H26L28 210L27 212H25L26 210L25 211L23 210ZM148 201H147V203H148ZM178 201H180V203ZM239 201H242V208L239 207V205L241 204ZM1 203H3V205ZM168 203L170 204V206H169ZM176 206H178V207L176 208ZM168 207H170V208H168ZM174 208H176V211H175ZM101 209H103V210L101 211ZM184 209L182 207V210H184ZM115 210L116 211L118 210L117 213L115 212ZM104 211H103V213H104ZM135 211L133 210V212H135ZM121 213H122V215H121ZM174 216H176V217H174ZM13 218H14V220H12ZM173 218H175V221H174ZM190 221L193 224H195L194 220H193L194 222L192 220H190ZM157 222L158 221H156V223ZM171 222H169V223H171ZM158 224L159 225H157V227L160 226V222H158ZM162 224H164L165 227H166V223L162 222ZM175 224H173V225L175 226ZM120 225H122L123 227L120 226ZM151 225H149V227ZM163 226H161V227H163ZM152 227H154V228H152ZM152 227H151L152 230L153 229H155V230L157 229L156 225H154ZM161 227L159 228L158 231H160V229H162ZM174 228H177V227L175 226ZM167 229H168V226H167ZM147 231H149V233L152 232L149 229ZM158 231H157V234L159 233L161 235V232H158ZM154 232H156V231H154ZM102 234H103L102 236H105V235L107 236V233H106V230H105V226L102 229ZM157 234L155 233L154 236L151 235L152 236L151 238L153 240H150V238H147L146 240L149 239L148 241H150V242L146 241L147 242L146 245H144L141 242H137V241H136V243H137V245H136V243H134L133 240H132L133 243H129L126 240H121L120 238H118L117 241L114 240V242L116 241L115 244H121L122 243V246L124 245V248H125V249L123 247L119 248V251H117V253L115 254L114 264H116V263L117 264H131L129 258H131V257L133 258L134 256H135L134 259L140 258V261H139L140 264H146V263L147 264H180V263H182L181 260H179V259H186V258L184 256L182 258V257H178V255L177 256L173 255L172 252L171 253L169 252L167 246H166L167 249L165 247H164L165 248L164 249L163 248V246H165L164 244L166 242H168V241H166L164 243V240H166L168 238L163 239V236H160V237H158V238H160V239H158V241L159 240L160 241L157 242L156 240H154V239H157V238H155L157 236ZM94 235H96V234H93V236ZM144 235H145V238H146V235H147V237L150 236L148 234V232H147V234L146 233L143 234V237H144ZM139 237H141V235ZM161 237H162L163 241H162ZM95 238H97V236H95ZM135 240H137V239H135ZM110 241H112V239ZM153 241H156V243H153ZM114 242L112 241V243H114ZM105 243L106 242H104L103 244H105ZM148 243H151V244H148ZM162 243H164V244L161 245ZM98 244H100V243L98 242ZM110 244H111V242H110ZM155 244H156V246L154 247ZM144 246L147 247V248H145ZM152 246H153V248H152ZM160 246H162V247H160ZM150 247L152 248V250L149 249ZM143 249L145 251H143ZM164 250H166L168 254L166 252H164ZM148 251L151 254L150 256H149ZM146 252H147V254H146ZM145 254L149 258L146 257ZM97 255L100 258V260L98 259L99 261H96L97 260L96 258H98ZM140 255L143 256L144 258L146 257V259L143 260ZM169 255H171V256H169ZM179 256H181V255H179ZM206 257H205V259H206ZM144 262H146V263H144ZM183 263L185 264V262H183Z\"/></svg>",
  "mask_w": 264,
  "mask_h": 264
},
{
  "label": "flooded vegetation",
  "instance_id": "flooded-vegetation-1",
  "mask_svg": "<svg viewBox=\"0 0 264 264\" xmlns=\"http://www.w3.org/2000/svg\"><path fill=\"white\" fill-rule=\"evenodd\" d=\"M220 102V101H219ZM219 104V103H218ZM222 105H223V100H222ZM217 107H218V105H217ZM221 109H223V106H222V108ZM216 110V109H215ZM223 117H224V113L222 112V110H221V112L219 113V115L217 116V115H215L214 114V116L212 117V119L211 120H209V121H207L208 123H210L213 119H216V121L218 122L217 123V125H218V129H220V128H222V126H224L225 127V123L227 122V121H230V120H223ZM216 125V124H215ZM227 126V125H226ZM217 129V130H218ZM204 130H207L206 128H204ZM211 130H216V128L214 129V128H211L210 130H207V132H209L210 133V131ZM216 130V131H217ZM206 132V131H205ZM215 132V131H214ZM236 146V145H235ZM238 147V146H237ZM234 180H237L236 178H234Z\"/></svg>",
  "mask_w": 264,
  "mask_h": 264
}]
</instances>
